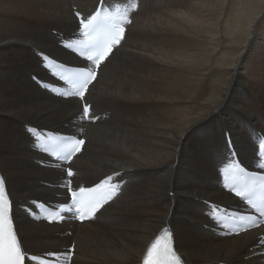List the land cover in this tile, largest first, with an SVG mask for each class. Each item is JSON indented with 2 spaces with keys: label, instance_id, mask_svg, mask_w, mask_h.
<instances>
[{
  "label": "bare ground",
  "instance_id": "obj_1",
  "mask_svg": "<svg viewBox=\"0 0 264 264\" xmlns=\"http://www.w3.org/2000/svg\"><path fill=\"white\" fill-rule=\"evenodd\" d=\"M141 1L126 39L87 94L106 117L84 123L74 121L78 99L41 89L31 75L55 81L36 51L84 63L47 27H76L74 7L90 13L99 0H0V169L19 237L33 253L75 243L73 264H140L170 227L188 264H253L264 257L247 258L264 227L224 237L210 229L218 226L206 210L208 202L239 203L221 185L227 134L249 165L264 134V0ZM255 48L261 52L251 62ZM26 125L85 132L86 146L73 160L77 186L112 173L127 180L95 221L49 225L17 208L64 195L52 185L65 173L35 162L45 157L32 150Z\"/></svg>",
  "mask_w": 264,
  "mask_h": 264
},
{
  "label": "snow or ice",
  "instance_id": "obj_2",
  "mask_svg": "<svg viewBox=\"0 0 264 264\" xmlns=\"http://www.w3.org/2000/svg\"><path fill=\"white\" fill-rule=\"evenodd\" d=\"M126 2L127 0H100L99 6L90 16L83 17L80 13L76 14L80 38L65 42L63 46L77 53L86 63L68 76L58 75V79L64 81L70 90L61 91L54 86L52 91L56 92L57 95L61 97H77L81 101L85 99L89 86L97 79V70L125 38L126 25L132 23L130 13L138 10L139 5L135 0L128 7L121 10L119 5ZM113 3H115V11L112 10ZM41 55L43 56V54ZM43 60L56 63L55 61H49L48 56H43ZM88 64H91V67H88ZM52 74L57 75L56 73ZM81 116L85 120L94 121L96 119V117L92 116L91 106L88 104H84ZM28 131L34 135L37 146L42 148L43 152L61 161H70L72 156L81 151V146L85 143L83 139H74L67 141L65 144H59L57 143L59 137L52 133L47 134L49 139H44L45 134L41 130L29 128ZM227 143L231 149V140L229 139ZM230 155L234 157L235 153L230 152ZM258 155L264 156V139L259 141ZM259 166L264 168V164ZM229 167L235 168V173L230 177H225V179L231 180V184L228 185L230 190L235 193V196L246 200L250 208L264 215V198L258 203L254 201L250 194L252 189L249 187L248 179L251 178L255 181V174L246 171L234 159L229 164ZM74 175L71 168H68V179L62 187L65 189L66 196L70 197V203L66 200L64 204L57 205L59 210L51 216V220L58 219L63 221L65 217L62 213L65 212L70 213L72 218L81 222L93 220L118 190L117 185L108 192L102 191L105 189V185H109L114 180V176L119 175V173L106 177L100 183L95 184L94 187L77 186L75 188L71 179ZM259 179L261 187L264 188V177ZM38 206L44 207L43 204ZM214 219L219 222V218L214 217ZM241 219H248L253 226L256 224V220L253 217H241ZM73 253L74 246L63 254L68 264L71 262ZM57 255L60 254L53 252L45 254L44 257H38L29 255L23 248L14 228L11 216V201L6 191L5 180L0 177V264H31L32 261L37 262V264H53V261L49 260L48 257ZM143 264H182V258L174 246V239L170 229L164 228L155 236L143 257Z\"/></svg>",
  "mask_w": 264,
  "mask_h": 264
},
{
  "label": "rangeland",
  "instance_id": "obj_3",
  "mask_svg": "<svg viewBox=\"0 0 264 264\" xmlns=\"http://www.w3.org/2000/svg\"><path fill=\"white\" fill-rule=\"evenodd\" d=\"M232 9V8H231ZM87 11V10H86ZM232 15V14H231ZM234 15V14H233ZM232 15V16H233ZM225 17H227V15L225 16ZM260 21H261V24H258L259 25V28H261V30H263L264 31V16H261V18H260ZM52 23V25L53 26H56L57 24H58V21L56 22V21H52L51 22ZM260 50V52H261V48H255V49H253L252 51H251V57H252V59H250V61L251 62H253L254 61V58L257 56V54H258V51L257 50Z\"/></svg>",
  "mask_w": 264,
  "mask_h": 264
},
{
  "label": "flooded vegetation",
  "instance_id": "obj_4",
  "mask_svg": "<svg viewBox=\"0 0 264 264\" xmlns=\"http://www.w3.org/2000/svg\"><path fill=\"white\" fill-rule=\"evenodd\" d=\"M80 7V6H79ZM82 12H85L86 10H85V8L84 7H80L79 8ZM84 9V10H83ZM62 27V28H61ZM65 27V26H64ZM68 28H70V29H72V28H75V26L74 27H71V26H67ZM67 27L66 28H64L63 29V26H59L58 28H60L61 30H66L67 29ZM50 55H53L54 56V54H52V53H49ZM56 56H58V55H55L54 57L55 58H57L58 60H60V61H62V62H64V63H68V64H71V61L70 60H68V59H66L65 57H63V56H58V57H56ZM62 58H64V60L62 59ZM68 61V62H67Z\"/></svg>",
  "mask_w": 264,
  "mask_h": 264
}]
</instances>
